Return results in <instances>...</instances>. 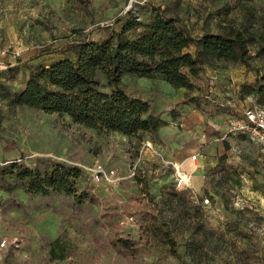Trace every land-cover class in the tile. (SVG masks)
Here are the masks:
<instances>
[{
	"label": "rangeland",
	"instance_id": "rangeland-1",
	"mask_svg": "<svg viewBox=\"0 0 264 264\" xmlns=\"http://www.w3.org/2000/svg\"><path fill=\"white\" fill-rule=\"evenodd\" d=\"M154 12L177 17L193 36L240 31L247 64L207 62L192 89L126 78L128 93L167 121L140 135L8 107L38 66L73 57L83 40H105L129 15L148 21ZM250 106H264V0H0V162L77 165V189L91 198L75 206L61 192L0 187V238L7 239L0 264H264V149L244 134L223 133L221 155L205 162L191 150L192 140L219 131L212 125H228ZM95 162L116 167L121 178L93 181ZM177 167L191 175L185 189L176 187ZM145 209L171 229L180 258L163 245L139 242L135 256L114 245L115 235L138 239ZM57 236L60 251L50 244Z\"/></svg>",
	"mask_w": 264,
	"mask_h": 264
},
{
	"label": "trees",
	"instance_id": "trees-1",
	"mask_svg": "<svg viewBox=\"0 0 264 264\" xmlns=\"http://www.w3.org/2000/svg\"><path fill=\"white\" fill-rule=\"evenodd\" d=\"M247 38L240 31H203L193 36L175 16L154 12L148 21L129 15L119 31L101 42L83 40L73 57L64 56L32 70L23 87L7 101L11 110L28 107L44 113L66 115L78 125L98 132L133 136L156 132L167 121L151 111L150 104L125 89L126 78L158 79L174 88L192 89L202 66L216 60L247 64ZM260 90L261 87H256ZM83 175L77 165L61 161L28 165L13 159L0 162V187L47 196L61 192L72 196L75 206L90 200L78 191ZM147 194V190H145ZM138 239L115 235L112 242L135 256L139 242L166 246L180 258L171 229L153 209L144 210ZM59 236L51 240L60 251Z\"/></svg>",
	"mask_w": 264,
	"mask_h": 264
},
{
	"label": "built area",
	"instance_id": "built-area-1",
	"mask_svg": "<svg viewBox=\"0 0 264 264\" xmlns=\"http://www.w3.org/2000/svg\"><path fill=\"white\" fill-rule=\"evenodd\" d=\"M228 134H244L250 141L264 149V106H250L243 110L240 117L233 118L228 124ZM195 159L196 155H192ZM176 187L185 189L190 185L191 175L184 170H176ZM89 175L95 182L114 184L121 177L114 166L95 162L89 169ZM208 201V199H205ZM7 246V239L0 238V252Z\"/></svg>",
	"mask_w": 264,
	"mask_h": 264
},
{
	"label": "crops",
	"instance_id": "crops-1",
	"mask_svg": "<svg viewBox=\"0 0 264 264\" xmlns=\"http://www.w3.org/2000/svg\"><path fill=\"white\" fill-rule=\"evenodd\" d=\"M220 123H221L220 125H216V124L212 125L215 128H217L219 131L215 132V134H213L209 138H206L205 134H202L199 140H195L196 142H193L192 140L191 142V150L198 151L200 153L198 154L202 156V159H204L205 162H207L209 158L211 159L214 158L215 155L222 154V135L220 134L227 133L228 125L227 124L222 125V120ZM212 129L213 128H211V130ZM217 135L220 136L218 137Z\"/></svg>",
	"mask_w": 264,
	"mask_h": 264
}]
</instances>
